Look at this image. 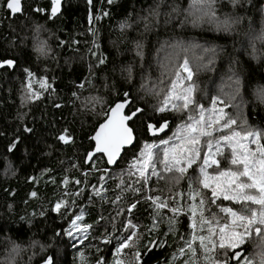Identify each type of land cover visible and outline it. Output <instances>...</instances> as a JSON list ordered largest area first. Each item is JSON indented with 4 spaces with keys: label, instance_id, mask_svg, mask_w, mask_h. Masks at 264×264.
I'll return each mask as SVG.
<instances>
[{
    "label": "trees",
    "instance_id": "obj_1",
    "mask_svg": "<svg viewBox=\"0 0 264 264\" xmlns=\"http://www.w3.org/2000/svg\"><path fill=\"white\" fill-rule=\"evenodd\" d=\"M49 15L48 0H23L20 15H8L0 7V61H15L13 69L0 70V264H45L49 258L55 264H95L100 257L114 264L119 256L134 264L135 248L116 254L119 241L129 234L124 227L128 221L137 226L133 230L139 238L134 239L142 264H179L183 257L174 260V254L192 231L190 212L184 208L172 223L173 213L156 208L148 197L182 192L178 202L192 203L188 178L195 180L198 167L193 165L196 171L189 169L179 184L151 177L142 186L126 171L138 149H127L113 168L100 156L86 166L84 158L93 144L89 136L108 105L128 92L152 122L168 120V133L162 137H171L188 113L171 106L163 113L153 109L185 56L193 77L188 81L184 73L183 86L195 85L198 102L211 109L212 97H218L223 119H236L234 129L264 136V40L259 38L264 0H240L235 8L229 0H217L214 16L199 10L193 0H63L59 15ZM226 15L239 18L227 30ZM41 41L46 44L43 53L37 48ZM61 134L70 139L60 141ZM217 158L228 166L223 156ZM121 180L132 188L121 191L116 187ZM60 200L65 204L53 211ZM133 203L136 207L129 212ZM218 206L240 207L218 199L208 207L220 217L225 214ZM76 216H81L76 223L84 236L78 244L73 230L71 236L65 232ZM83 225L91 227L85 231ZM255 239L242 245L246 255L255 250ZM150 240L156 245L152 250ZM200 264H206L202 257Z\"/></svg>",
    "mask_w": 264,
    "mask_h": 264
},
{
    "label": "snow or ice",
    "instance_id": "obj_2",
    "mask_svg": "<svg viewBox=\"0 0 264 264\" xmlns=\"http://www.w3.org/2000/svg\"><path fill=\"white\" fill-rule=\"evenodd\" d=\"M111 2L112 0H109V3ZM239 2L240 0H229L233 8ZM193 3L198 4L199 10H203L205 14L215 15L217 0H193ZM0 7L6 9L8 15L23 13L22 0H2ZM60 7L61 0H51L50 19L60 12ZM189 7L191 9L192 5L190 4ZM33 11L45 12L46 10L35 8ZM173 11L178 12V7ZM237 22H239L238 17L233 19L226 15L223 21L225 30L231 23ZM183 23L184 21H180L179 26L182 27ZM193 23L195 24V21ZM36 31H39V26ZM259 38L264 40V31ZM137 47L141 46L138 44ZM176 47L180 46L176 45ZM37 48L38 51L45 52V42L41 41ZM99 63L103 64L104 59L101 58ZM5 65L12 68L15 61L8 59L0 62V67ZM176 67L179 70L174 73L175 78L170 80V87L164 94L162 102L153 109L154 112L163 113L171 106L172 110L188 113L184 123L177 124L172 136L164 139L159 135L160 133L166 135L165 129L169 127L167 119L163 122H152V118L147 116L145 109L135 106L129 100V93L125 92L124 99L115 100L108 105L107 111L103 113V121L89 136L90 141L94 143L92 150L87 153L86 162L99 154L101 158H106L108 165H114L118 160L123 159L126 149H138V152H134L126 171L129 177L135 176V182L142 183V186L147 185L151 177L163 180L166 184H179L189 169L196 171L193 168V165H196L199 175L194 181L188 178V196L192 203L183 205L178 202L177 197L184 196L182 192H175L171 196L148 197L156 208H168L173 213L170 218L172 223L175 222L176 215L180 214L184 208L190 212L189 227L192 231L177 248L174 260L176 257H183L179 264H200L202 257L206 264H264V136L255 130L234 129L232 126L236 125L237 121L230 116L226 120L223 119V108H217L218 97H212L211 109H206L198 102L195 96V85L183 86L184 73L187 74L188 81H192L193 77L190 62L186 56ZM25 72L28 70L25 69ZM28 75L31 76L32 73L28 72ZM235 83L238 85L239 81ZM41 86L44 87V84L42 83ZM178 86L182 87L179 92H176ZM28 87L31 91L30 84ZM153 94L158 95V93ZM73 95L76 94L73 93ZM220 103L223 101L221 100ZM225 129H227L226 132ZM25 131L30 132L31 129L25 128ZM148 136L155 138L159 143L149 142ZM58 139L67 142L70 138L61 134ZM253 144L255 147H251ZM12 146L9 148L10 151ZM225 148L230 149V152L226 154ZM218 156L224 157L227 167L222 166ZM209 168L213 171L209 172ZM102 171L107 173L108 169L105 168ZM104 179V175L99 177L100 181ZM63 183L67 184L68 179L65 178ZM75 183L79 184L80 181L77 180ZM116 187L124 191L132 188V184L121 180ZM133 191L139 192L140 189H133ZM208 194L210 198L206 203ZM32 195L35 196L36 193ZM119 199L120 197L117 196V200ZM218 199L231 201L240 207L237 209L218 206L219 211L225 214L224 217H220L208 207V205H215ZM168 200L172 201L171 205L167 203ZM63 204L65 201H58L52 210L59 211ZM135 207L134 203L130 204L127 210L131 212ZM80 219L81 216H76L75 220L70 222L71 229L65 230L67 235L71 236V230H79L81 226L77 225L76 221ZM156 223L154 219L153 226ZM198 226L199 230H197ZM82 227L86 231L91 226L83 225ZM124 227L130 231L119 241L116 254H120L123 249L135 248L136 250L132 253L134 264H142V253L136 244L139 236L133 230L137 226L128 221ZM169 230L171 231L172 228L170 227ZM253 237L256 238L253 242L255 250L246 255L242 245ZM109 242L108 239L104 240V243ZM154 243L155 241H149V244ZM45 264H55V262L49 258ZM95 264H107V262L100 257L95 260ZM114 264H125L123 256L116 258ZM129 264L133 262L130 261Z\"/></svg>",
    "mask_w": 264,
    "mask_h": 264
},
{
    "label": "water",
    "instance_id": "obj_3",
    "mask_svg": "<svg viewBox=\"0 0 264 264\" xmlns=\"http://www.w3.org/2000/svg\"><path fill=\"white\" fill-rule=\"evenodd\" d=\"M62 2H63V0H61V4H62ZM22 5H23V0H22ZM5 10H6V9H5ZM60 10H61V7H60ZM6 11H7V10H6ZM59 13H60V12H58L57 15H59ZM15 15H20V14L18 13V14H15ZM57 15H56V16H57ZM0 62H2V61H0ZM3 68L13 69V67H12V68H9L7 65H5L4 67H0V70L3 69ZM129 100H130V98H129ZM130 101H131V100H130ZM98 126H99V125H98ZM98 126H97V127H98ZM165 132H166V134L168 133V128L165 129ZM159 135L162 137V136H165V133H160ZM149 137H150V138H153V137H151V136H149ZM92 143H94V142H92ZM91 150H92V149H91ZM91 150H90V151H91ZM126 150H127V149H126ZM126 150H125V151H126ZM90 151H88V152H90ZM88 152H87V153H88ZM87 153H86L85 158H84V164H85L86 166H87V165H90L91 162L93 161V159L96 158L97 156H99V154H97V155L94 156L91 160H88V161L86 162V156H87ZM103 159L105 160V163H106V158H103ZM118 161H119V160H118ZM118 161L116 162V164L118 163ZM116 164H114V165H108V164L106 163L107 167H109V168H113V167H115Z\"/></svg>",
    "mask_w": 264,
    "mask_h": 264
},
{
    "label": "rangeland",
    "instance_id": "obj_4",
    "mask_svg": "<svg viewBox=\"0 0 264 264\" xmlns=\"http://www.w3.org/2000/svg\"><path fill=\"white\" fill-rule=\"evenodd\" d=\"M72 232H74L76 244L80 243L84 237L81 228H79V230H73Z\"/></svg>",
    "mask_w": 264,
    "mask_h": 264
},
{
    "label": "flooded vegetation",
    "instance_id": "obj_5",
    "mask_svg": "<svg viewBox=\"0 0 264 264\" xmlns=\"http://www.w3.org/2000/svg\"><path fill=\"white\" fill-rule=\"evenodd\" d=\"M48 1H49V12H50V2H51V0H48ZM61 7H62V4H61ZM60 12H61V10H60ZM161 242H162V241H161ZM162 244L164 245V241H163ZM155 246H156L155 243L152 244L150 250L154 249Z\"/></svg>",
    "mask_w": 264,
    "mask_h": 264
}]
</instances>
